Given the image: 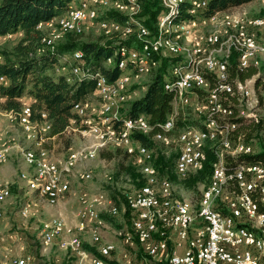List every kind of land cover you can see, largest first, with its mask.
<instances>
[{
  "label": "rangeland",
  "instance_id": "374dc122",
  "mask_svg": "<svg viewBox=\"0 0 264 264\" xmlns=\"http://www.w3.org/2000/svg\"><path fill=\"white\" fill-rule=\"evenodd\" d=\"M72 1H74L72 4L78 5L82 0ZM142 1L143 0H140V7H136L137 9L132 8L127 0H99L98 2L100 4L98 2L95 4L100 19H109L110 17H107L106 14L110 10H117L125 14L128 19L127 23H133V25H135V29L132 30L131 33L127 31L126 27L129 24H124L119 20L117 21L124 27L119 31H110L112 35H108L104 32V29L100 25V21H97V19L94 21H82L79 31L64 30L57 20L60 15L56 16L57 18L54 17L49 21L42 22L41 28L46 32V36L51 37L53 41L52 45L49 46L46 51H54L55 47L65 40L67 35L71 32L78 34L77 37L81 40H98L100 42L118 38L125 39L127 36L137 35V31H140V27L138 26L141 24H137L136 21L142 22L138 16L142 7ZM163 7L164 10L169 9V11H171L173 9L169 6H167V8L165 5H163ZM216 11L221 12L216 13L217 18H209L204 21L203 36L201 37H199L197 22L198 16L201 15V9L196 12H191L190 10L191 16L189 19L187 18L184 20L186 24L184 30L175 31L171 29L168 32H164L163 30V44L160 48V65L151 69L148 73H141L136 66L127 68V79L124 82L125 101L120 103V109L122 111L126 109L128 102L144 92L154 70H160L162 67L163 69H167L166 72L163 70V73H165L167 79H170L172 77L173 66L171 63L178 60L187 61L195 57L198 59V57H205V55L209 53L211 54V59H215L218 64L222 66L224 50H214V48L219 47V44H214L210 41L212 36H217L221 41L232 33H250L255 35L259 43L264 47V30L259 31L256 28H250V31H246L245 25L241 24V21H246L248 25H251L250 21L255 18L264 19V0H249L239 5ZM179 14H176V16ZM165 15L166 13L164 11L158 17L157 21ZM156 27L157 32L156 30L153 31L154 36L155 34H159L158 22ZM147 29L152 31L148 27ZM21 36L22 32L0 35V48H11ZM116 36L118 38H116ZM123 47L125 46L117 48L116 55H118L120 49ZM141 47H126L129 48L128 58L131 60L136 59L139 54L137 50H141ZM166 51H168V54L164 60L167 58L174 59L169 64L168 68L166 65L163 66L161 55V52ZM71 55H63L54 69L52 66L48 71L52 74H65L73 79L77 76H81L82 69L78 68V63L73 61ZM107 63H109V60ZM250 63L254 64L259 69L258 74L250 79L255 81L254 100L248 97V99H245L240 104L243 106L241 108V116L238 117V120L244 117H248L249 120L254 118L257 119L255 115L264 114V99L261 96V89L264 85V50L259 51L256 56L250 60ZM63 68H65V70H62ZM257 84L259 86V96L257 92H255V86L257 88ZM199 88L203 89L205 93L194 90L193 95L195 97H192L191 101L186 95L177 106V121L180 118L181 111H183V115H186L187 110L190 112L189 125L184 126L180 131L175 128V131L171 133L172 137L169 143H164L162 141L158 142L152 135L153 144L148 145L150 152L148 156L144 157L139 155L137 143L138 153H132L130 151V140H127L128 135L116 139L114 136H108L104 133L100 135L90 130H79L82 128L83 123L85 124L84 119L83 123L80 120L78 122L72 121V124L60 135L54 134L51 136L49 134L50 128L49 130L46 129L39 132L38 127V129L34 131L35 137L42 139L43 148L48 150L50 157L62 165L64 171H66V178L70 182L69 191L55 202L50 201L38 191L28 188V181L31 177L29 174L32 172L29 167L33 166H30L23 159V152L26 149H35L36 145L33 139L28 138L25 132L22 123L24 119L23 115L14 114L15 111L7 110L0 106V150L7 153L8 162H6V165L9 166V171L6 175L8 180L3 181L5 184H1L8 186L11 191V195L8 197L9 199L7 198L8 200L5 199L0 202V211L3 213L0 219V226L4 221L7 224L4 232L0 230V264H15L16 261L21 260L17 259V257L29 258L28 262L24 259L25 263L27 262L26 264H33L34 259V264H74L73 261L76 257L72 254L73 252L78 253L77 256L79 258H77L76 264H87L81 253H79V250L74 246L71 247L69 242L74 237H79L82 240L80 247L86 250L89 247H86L85 244L88 246H93V243L96 244L92 237L93 231H98L100 235V242L96 244L98 246V252L102 244L114 243L115 249L113 253H115L114 255L116 258L119 256L120 261L124 259H122L121 255L123 254L124 257L126 253V255L129 254L130 256V264H158L159 261L167 262L166 258L156 259L144 252L136 238H134L135 242L132 245L124 242V229L129 228V230H131L133 224V219L130 220L129 217V197L135 195L145 187H150L153 183L158 195H162L164 188L159 186L158 181L159 178H165L168 181L167 191L171 193L175 203L187 201L194 206L196 211L198 210L203 192L212 183V176L216 169V167H214L212 175L208 172L194 174L203 167L208 149L206 148L204 159L200 165L195 168V170H193L194 168L191 169L186 175H180L175 164L179 156L178 147L181 146L180 135L184 128L192 126L204 127L207 122V116H209L208 106L210 99L206 97L208 89L205 84ZM250 97H252V95ZM2 100L3 99L0 98V102H2ZM22 100L23 109L21 111L31 107L30 101H32L33 98L30 94L26 93ZM84 103H88L89 105L84 113L88 115L91 119L90 121L98 124V126L100 125L99 127L102 128L103 131L107 130V125L100 122L102 118L108 115L102 112V106L100 107L101 100L98 94L95 91L94 93H90L89 98L84 101ZM251 110L252 114L248 113V111ZM117 119L118 118H112L109 126L115 127ZM38 122L41 123L42 121L39 120ZM260 124L261 129L259 134H255V132L252 131L250 137L246 136V132L252 127L251 124L244 126L246 131L245 137L252 139L251 142H248L250 145L244 143L247 147L239 149L238 155L240 153H256L260 149V146L264 144V126L262 123ZM40 126H43V124H40ZM86 126L90 127L91 124L86 123ZM235 136L237 138L240 137L239 134ZM210 142L206 147L212 149L216 155L215 166H217L219 161L223 160V158L225 160V155L230 154V152L224 148H219L218 140H216L217 143L215 141ZM236 145L234 144V146ZM216 147L218 148L217 150ZM101 148H104L102 152L99 151ZM116 148H122L130 157L126 156L122 150H116ZM235 149L234 147L228 150ZM92 154H94V156H92ZM157 156H163L166 161V166H170L171 161H173L172 168L166 169L168 173L161 172L158 167L155 166L156 164L154 165V160ZM146 166H153L157 169L159 173L157 182H152L144 172V167ZM34 168L35 167H33V169ZM140 180H142L141 183ZM1 181L2 180H0V182ZM231 185L236 187L231 183L228 185V189L232 187ZM218 206L220 209L226 207L225 203L222 201L218 202ZM25 207H28L27 215L22 213ZM113 207H116L118 210L114 212L112 210ZM90 209L95 211L96 216L91 217L88 214ZM131 214V217L135 216L132 211ZM222 214H224V209L222 210ZM55 218L62 219L65 226L63 230H61L60 235L54 238L52 243L46 245L43 233ZM83 218H87L86 226ZM194 225H197V223H193L191 226ZM82 226L83 228L81 229ZM162 227V224L158 223L157 232L166 229V227ZM82 231H86V233L81 234ZM162 235L166 237L170 248L175 247L174 241L176 236L171 230H164ZM155 236L158 237V233H155ZM86 238H88V240ZM92 256L98 257L96 255ZM261 257L262 261H264V251ZM120 261L115 262L126 264ZM124 261L126 262L125 259Z\"/></svg>",
  "mask_w": 264,
  "mask_h": 264
},
{
  "label": "bare ground",
  "instance_id": "6f19581e",
  "mask_svg": "<svg viewBox=\"0 0 264 264\" xmlns=\"http://www.w3.org/2000/svg\"><path fill=\"white\" fill-rule=\"evenodd\" d=\"M98 1L99 0H82L78 5L72 4L68 7V9L65 12H63L58 17V19L59 18L62 19L59 20L57 19V20L62 26V28L68 31H79L81 29L82 21H86V20L94 21L96 19L97 21H100L101 27L104 29V32H106L108 35H112L110 33V31L112 30L119 31L120 29H122V27L124 26L114 18L100 19L98 17L99 14L95 6V4ZM183 1L185 0H163L164 5L166 7L169 6L170 8L173 9L171 11L167 9V11H165L166 15L159 18L158 21L159 34L154 36V32H153V37L151 36L152 34L139 35V37L143 38L146 41V43L143 52L139 53L136 59L131 60L128 58V49L126 47L120 49V52L124 57L119 62V68L121 69V73L115 82L109 83L100 72H96L92 74V77L96 79L95 92L100 97L101 100L100 107L102 106V112L105 115H108L107 117H104L100 120V122H103L104 124L107 125V130L103 131L102 128L99 127L100 125L98 126V124L91 122L90 121L91 119L88 117V115L84 113L87 107L89 106L88 103H80L75 106V110L80 115L86 116L87 118L85 122L91 124L90 127H94V129H86V130L97 132L100 135L104 133L107 134L108 136L109 135L114 136L116 139L121 138V136H127L130 134L129 119L123 121L121 130L119 132L116 131L115 128L109 126V123L112 121V118H120V116H123V115H119V116L111 117L110 115L113 114V111L115 109L114 98L118 97L121 94L122 88L124 89L125 87L124 82L127 79L126 71L128 70L127 61L131 60L134 64V67L136 66V68L141 73H148L151 69L157 67L160 64V59H156V57H154L152 54L154 53L160 54V48L163 44L162 43L163 30L164 32H168L171 29L178 31V30H184L186 28V24L184 20L173 21V17H176V14L180 13L179 3ZM127 2L132 8L140 7L139 0H127ZM192 5L194 7H192L191 12H196L200 10L201 7H204V0H194L192 2ZM209 18H217V14L216 17H208L207 20ZM259 21L263 23V28H264L263 18H255L250 21V24L259 25ZM136 23L141 24L140 26H138L140 27L139 28L140 31H149L142 22L136 21ZM126 27H127V31L130 33L132 30L135 29V27H133L132 25H127ZM210 41L213 42L214 44L217 43L219 44V47L214 48L215 51L224 50V54L222 57V66L218 64V62L215 59L214 61L211 59L210 53L205 55V57L204 56L198 57V59L197 57H195L196 59L193 58L187 61L178 60L171 63L173 65L172 77L170 79H166L164 84V89L169 92H172L174 88L173 100H172V105L174 106V112L172 113V115H170V117H168V127H163L158 125L160 127V130L153 133L154 128H156L154 125L144 124V119L135 118L134 128H136V132H141L144 134L153 133V136L156 141L169 143V140L172 137L171 133L175 131L176 120L178 116L177 106L186 97V91H194L196 88L201 87L203 84L206 85L209 91V83L208 80L205 78V72H210L217 75L216 72H218L220 69H222L224 65L227 64L229 57L234 50L240 53V60L242 62L250 53H254L264 49V47H262V45L259 43L257 37L250 33L249 34L232 33L226 39L221 41L217 36H212V38H210ZM52 42H53L52 38L45 35V37L43 38V42H42L43 46L41 48V51L48 49V47L52 45ZM167 54L163 56V66H164V58L166 57ZM82 55L83 54L81 51H76L73 53V55H71V58L75 60H81L83 57ZM244 56L246 57L244 58ZM108 60L109 63H111L113 61V58L110 57L108 58ZM211 61H213V64L210 65ZM187 67H189V69H186L182 75V69ZM62 70H65V68H63ZM199 78H205L206 80H204L203 84L195 83V81H199ZM68 80L71 81L73 80V78L68 76ZM230 83H231V73H230ZM254 83L255 81H253V93H254ZM231 86L228 84H222L220 91H228V92L232 91ZM239 88L240 90L242 89V84L239 85ZM241 93L243 100H245L252 95V90H245V93L244 92ZM261 94H264V86L261 91ZM262 96L264 99V95ZM208 98L210 99V103L208 106L209 116L207 117L211 118L213 114H215L218 111H221V105L216 90L215 92L212 93L213 105H211L210 95L207 97V99ZM124 101H125V93L123 96V101H120V103ZM241 108L242 106H240L239 114L241 113ZM26 110L21 111L18 114H20L21 116L23 115L24 119L22 123L24 125L25 132L27 133L28 138H32L36 145L35 149L32 148L26 149L23 152V159L26 161V163H28L30 166L35 167L34 173L29 178L28 187L29 189L38 191L43 196H46L50 201L55 202L69 191L70 182L66 178V173H65L66 171H64L62 165H60L52 157H50L48 150L43 148L41 141L42 139L35 137L34 131L38 129V127H39L38 129L39 132L46 129L49 130L48 123L45 121H42L40 123L38 121L31 120L30 118L31 112L29 109L27 111ZM43 117H46V111L45 113H43ZM225 117H227V115L224 116V123H225ZM259 122L264 123V121H259ZM40 124L41 125L43 124V126H40ZM233 128H235L234 124L232 125V129ZM86 130H81V131H86ZM117 135H119V137ZM180 140H181V146H182V142H186V149L185 151L182 152V154L179 153L177 162L175 164L176 169L180 175H186L189 173L191 169L194 168L193 170H195V168H197L200 165L205 155L206 146L210 141L216 142V140H218L219 141L218 147L224 148L226 150L237 147V151H238L239 149H244L247 147L244 143H240L237 146H234V143L232 142V139L230 137L229 128L219 127L216 121L213 120H207L204 127L192 126V127L184 128V130L180 135ZM217 149L218 148L216 147V150ZM138 151H139V155L141 157H144L149 155L150 149L142 144H138ZM240 154H246V153H240ZM240 154L232 155V157L240 156ZM92 156H94V154H92ZM7 161H8L7 153L4 151H0V166L6 163ZM186 162L188 163V166L185 165ZM253 162H259V161H253ZM253 162H245L242 164L253 163ZM222 165H225L224 158L223 160H220L219 163L217 164L214 174L212 176V183L204 190L197 211L209 209V213H214L216 217H224V214H222V212L218 210L219 207L218 202L222 201L223 203H225V206L228 204V196H225V192L226 189H228L227 184L229 179L234 178L237 183V187H243V179L240 178L242 177V169H236L235 173L232 175L229 174L221 175L220 172L222 171ZM229 168H236V167H229ZM144 172L147 174V176L150 178L152 182L153 181L157 182V179L159 178V173L155 167L146 166L144 167ZM256 176L264 177V167L255 168V165H247L246 177H249V183H256ZM53 180H57L56 189L63 190L61 195L59 193L51 192V190L47 187V186H53ZM153 184L150 187L148 186L143 188L142 190L138 191L135 195L129 197V208L134 214L137 213V206L139 205V203H147L145 207V211L143 213H139V219L131 218L133 219V224L130 232L133 238L143 239L145 237V228L139 225V221L142 223V225H147V227H149V233H156L158 231L159 222H161L163 227H166L167 224H170V215H161L160 217L159 211L172 210L174 208L175 211H180V215L183 216H191L193 213L196 212L194 206L187 201L178 202V203H175L173 201L171 193L167 191V186H168L167 179L159 178L158 184L160 187L164 188V192L160 196L158 195L157 190L155 189V186ZM10 195H11L10 188L0 183V202L5 198H8ZM254 209H255V198H254ZM112 210L116 212L118 209L116 207H113ZM88 214L91 217L96 216V213L93 209L92 210L90 209V211H88ZM2 216L3 213L0 211V219L2 218ZM259 219L262 220V224H264V215H261L260 211H259ZM64 226L65 224L62 219L59 218L53 219L43 233L44 240L47 243L52 242L54 236L57 233H59L61 230H63ZM228 226H235V232H241L240 244H247L250 241L251 230L245 229L244 224H236V218H228ZM92 236L94 237V239H97L99 238L100 235L98 231H93ZM124 240L126 242L125 236H124ZM69 244L76 247L77 250H80L82 240L79 237H74L69 242ZM256 248L257 250H259L256 253V264H261V260H262L261 254L264 251V233H261L257 237ZM114 249H115V244L109 243V244L101 245L99 251L102 256H105V255H109V251H113ZM81 254H83V249ZM24 263H25L24 259L15 262V264H24ZM91 264H105V261L101 258H94Z\"/></svg>",
  "mask_w": 264,
  "mask_h": 264
},
{
  "label": "trees",
  "instance_id": "16d2710c",
  "mask_svg": "<svg viewBox=\"0 0 264 264\" xmlns=\"http://www.w3.org/2000/svg\"><path fill=\"white\" fill-rule=\"evenodd\" d=\"M193 1L194 0H185L179 3L180 14L173 17V21H179V19H189L191 16L190 10L193 7ZM247 1L249 0H208L205 13L206 15H213L220 12H216V10L226 9ZM72 2L74 1L0 0V35L22 32V36L14 46L11 48H0V98L3 99L2 102H0V106L7 110H13L18 114L23 109V96L26 93L30 94L33 98V100L30 101L31 107L28 108L31 112L30 118L33 121L40 120L47 123L49 122V134L51 136L54 134L60 135L64 133L67 127L72 124V121L78 122L80 120L83 123V121L86 120L87 117L80 115L75 110V106L80 103H84V101L89 98V94L92 92L94 93L96 88V79L92 77V74L100 72L109 83H113L118 79L121 73L119 62L124 57L120 51L118 55H116L118 47L134 46L140 48L142 45L141 50H137L139 53H142L146 43L143 38L138 39L136 37L137 35L127 36L125 39H120L116 36V38L120 39L118 42H116L118 39L100 42L98 40H81L77 37L78 34L71 32L67 35L65 40L55 47L54 51H46L48 49L41 51L43 38L46 35V32H44L41 28V23L49 21L54 17L57 18L56 16L61 15L64 11H66ZM163 5L164 2L162 4V0L142 1V7L138 16L146 28L148 27L150 30H156L157 32L156 24L158 22V17L164 11H167V9L164 10ZM106 16L115 18L124 24H129L133 27L135 26L133 23H127L128 19L125 14H122L120 11L110 10L107 12ZM76 51H81L83 54L82 59L79 61L72 58L73 61L78 63V68L82 69L81 76H77L73 80L69 81L68 76L65 74H57L56 72V74H52L48 71L52 66L54 69L63 55H73ZM152 55L156 57V59H160V54L154 53ZM110 57L113 58V61L109 64L107 61ZM172 60L174 59H165L164 65L168 68ZM127 66L134 67V64L131 60H128ZM234 66L237 68H234ZM160 70H154L144 92L140 96L128 102L126 109L123 111V116H120V118H118L115 122L116 128H113H115L116 131L119 132L121 130L120 128L123 121L129 119L128 117H138L140 114H143L147 115L149 121L153 123L164 120L169 113L174 112V106L171 103V92L164 89V84L167 79L166 75L163 71L160 72ZM225 71H231L232 86L230 83H218L216 74L205 72V78L209 83V91H207L206 97L210 95V90H216L221 110L227 113V117H225V124L226 127L229 128L232 142L235 145L240 143L250 145L248 140H251L252 138L245 137L246 131L244 126L251 124L252 127H250V129H248L249 131L246 132V136L250 137V135H252V131H254L255 134H259L261 129L260 123H262L263 126L264 123L259 122L254 117L252 120H249L248 117L240 118L238 120V116H236L238 113V105L244 101L239 85L242 84V80H250L256 76L259 69L252 63L247 65L243 64L240 60V53L234 50L225 65ZM240 77H242V80H240ZM222 84L230 85L232 91H220ZM196 90H199L200 93H205V91L201 88H196L195 91ZM258 91L259 86L257 84L256 92L259 96ZM42 108L46 111V117H43V113L45 112L42 111ZM220 113L221 111H218L213 115H219ZM213 115L211 118L207 117V120L216 121L219 127L223 128L222 120H216ZM239 116H241V113ZM189 119L190 112L186 110V115H183V111H181L179 120H176V130L180 131L184 126L189 125ZM238 121L243 123L239 126ZM233 124L235 125V128L232 129ZM84 126L85 124L83 123L82 127ZM154 126L156 128H154L153 133L160 130L158 125ZM153 133L144 134L136 132L133 133V136L136 138L137 144H142L148 147V145L153 144ZM238 134L240 135L239 138L235 136ZM206 148L208 150L206 152L205 149L206 156L204 155L205 160L203 167L194 174L208 172L212 175L214 167H216V155L212 149H209L208 147ZM102 150H104V148H101L99 151L102 152ZM116 150H122L126 156H129V154L122 148H116ZM252 153L240 154V156L237 157H232L231 155V164L263 161L264 144L260 146V149L256 153ZM229 163L230 154H226L225 165H229ZM154 165L157 166L161 172L168 173L166 169L170 167L172 168L173 161H171L170 166H166V161L163 156H157L154 160ZM236 169L237 168H229V175L234 174ZM141 182L142 180H140V183ZM231 183L237 187L235 179L230 178L227 188ZM255 209L259 210L261 215H264V205L261 198H255ZM128 210L130 212L129 217L131 220L132 214L129 207ZM218 210L222 212L220 207H218ZM158 237H160V235H158ZM85 246L92 249L94 254L99 258L103 257L111 264H119L115 262L116 260L113 258L102 256L94 246H88L86 244ZM162 263L167 264L165 261L158 262V264Z\"/></svg>",
  "mask_w": 264,
  "mask_h": 264
},
{
  "label": "built area",
  "instance_id": "2783aa9c",
  "mask_svg": "<svg viewBox=\"0 0 264 264\" xmlns=\"http://www.w3.org/2000/svg\"><path fill=\"white\" fill-rule=\"evenodd\" d=\"M207 1L208 0H204V7H201V15L198 16L197 20L199 37L203 36L204 21L208 17H216V13L214 15H206L205 8ZM241 24L245 25V30L247 31H249V28H257L259 31L264 30L263 23L260 21L259 25H248L246 21H241ZM142 34L153 35V31H137L136 37L139 39V35ZM118 41L119 39L116 42ZM167 53L168 51L161 52L162 59ZM245 57L246 56H244V58ZM213 61H211L210 65L213 64ZM234 68L237 67L234 66ZM186 69H189V67L182 69V75ZM163 70L166 69L162 67L160 72ZM230 72L231 71H225V65L216 72L218 83H230ZM204 80L206 79L199 78V81H195V83L203 84ZM240 80H242V77H240ZM245 90H252V97H249V99H254L253 80H242V89L240 92L245 93ZM173 92L174 88L171 92V103ZM213 92H215V90H210L211 105H213ZM186 95L190 97V101L192 96H194L193 91H186ZM123 96L124 89L122 88L121 94L114 98L115 111L110 116L123 115V111L120 109V101H123ZM240 106L243 105H238V113L240 112ZM42 111L45 112V109L42 108ZM238 113L236 116H238ZM248 113H252V110L248 111ZM170 115H172V113H169L164 120L153 123L149 121L147 115L143 114H140L138 117H128L130 134L127 140H130V151L138 153L135 137L133 136V133H136V128H134L135 118L144 119V124L168 127V117H170ZM225 115H227L226 112L222 110L219 115H213L214 118L222 120L223 128L226 127L224 123ZM255 117L258 121H264V115H255ZM238 123L240 126L243 122L238 121ZM86 129H94V127H87L85 122V126L79 130ZM117 136L119 137V135ZM248 142H251V140H248ZM185 149L186 142H182V146L178 147V153L182 154ZM227 151L230 152V163L229 165H222V171L220 173L221 175L229 174V167L242 169V177L240 178L243 179V187H230V189H226L225 196H228V204L223 208L224 217H216L214 213H209V209L196 211L191 216L180 215V211H175L174 208L172 210L159 211L160 217L161 215H170V224H167L166 229L171 230L175 234V247L170 248L166 237L162 235L164 230L158 233L160 237H157L155 233H149V227H147V225H142L139 221V225L145 228V237L136 240H138L144 252L156 259L166 258L167 264H256V253L259 251L256 248V241L257 237L261 233H264V224H262V220L259 219V210L254 209V198H261L264 205V177L256 176V183H249V177H246V169L247 165H255V168L264 167V160L247 164H231V155L238 154L237 147L235 150ZM185 165L188 166V163L186 162ZM56 182L57 180H53V186L47 187L51 192L61 195L63 190L56 189ZM146 204L147 203H139L135 217L131 218L139 219V213L145 211ZM228 218H236V224H244L245 229L251 230V239L247 244H240L241 232H235V226H228ZM86 219L87 218H83V220H85V226ZM193 223H197V225L191 226ZM124 236L126 243L133 244L135 242L129 228L124 229ZM183 242H185L183 250L178 251L177 247L181 246ZM111 252L112 251H109V255L105 256L110 257ZM79 253H82L81 247ZM124 258L126 263L130 264L129 254L126 255L125 253ZM105 264L111 263L105 260Z\"/></svg>",
  "mask_w": 264,
  "mask_h": 264
},
{
  "label": "crops",
  "instance_id": "0c3cea01",
  "mask_svg": "<svg viewBox=\"0 0 264 264\" xmlns=\"http://www.w3.org/2000/svg\"><path fill=\"white\" fill-rule=\"evenodd\" d=\"M42 26V25H41ZM264 50V49H263ZM260 51H262V50H260ZM259 51H257V52H254V53H250L243 61H242V63L243 64H245V65H247V64H249L250 63V60L252 59V58H254L255 56H256V54L258 53ZM256 89V88H255ZM26 110V109H25ZM27 110H28V108H27ZM26 110V111H27ZM0 151H3V150H0ZM5 152V151H4ZM8 162V161H7ZM5 164V165H4ZM3 165H1L0 166V180H2L0 183H4L5 184V182H3V181H5V180H8V178H7V172L9 171V166H7L6 164L7 163H4ZM29 169H30V171H32L30 174H29V176H32V174L34 173V170L35 169H33V167H29ZM26 183V182H25ZM6 186V185H5ZM29 188V187H28ZM65 195V194H64ZM63 195V196H64ZM62 196V197H63ZM62 197H60V198H62ZM59 198V199H60ZM5 199H7V198H5ZM4 199V200H5ZM9 199V198H8ZM7 199V200H8ZM4 200H2V201H4ZM6 200V201H7ZM5 201V202H6ZM27 210H28V207H25V209H23L22 210V213L24 214V215H27ZM223 210V209H222ZM5 222V221H4ZM2 223L1 224V226H0V230L1 231H5V229H6V222L5 223ZM160 224H161V222H159ZM105 224V223H104ZM83 228V226L81 227V229ZM163 228V227H162ZM159 230H160V228H159ZM165 230V229H164ZM160 232H162V230L160 231ZM160 232H156V233H160ZM60 233H61V231L59 232V233H57L55 236H54V238H57L59 235H60ZM82 233H86V231H82L81 232V234ZM88 233H89V231H88ZM93 233V232H92ZM65 234H67V233H65ZM90 234V233H89ZM93 237V236H92ZM53 238V239H54ZM89 238H90V236H89ZM5 239V238H4ZM87 240H88V238H86ZM6 240V239H5ZM93 240H94V242L97 244L98 242H100V236H99V238H97V239H94V237H93ZM44 242H45V244L46 245H48V244H50V243H52V242H50V243H47L45 240H44ZM124 242H125V240H124ZM175 242V241H174ZM93 243V242H92ZM126 243V242H125ZM96 244H94L93 243V246L96 248V250L98 251V246L96 245ZM106 244H109V243H106ZM103 245V244H102ZM71 247H73L72 245H70ZM185 246V242H183L182 243V245L181 246H179V247H177V249H178V251H182L183 250V247ZM75 249V248H74ZM86 249V248H85ZM89 249V248H88ZM86 249V250H83V254H81L82 255V257L86 260V262H87V264H91V262H92V260L94 259V258H99V257H94V256H92V255H95L94 254V251L92 250V249ZM99 249H100V247H99ZM79 252H80V250H79ZM100 252V251H99ZM115 252V251H114ZM77 252H73L72 254L73 255H75V260L73 261L74 262V264H76L75 262H77V258H79L77 255H78V253L76 254ZM90 254H92V255H90ZM115 253H113V251H112V254L110 255V258H113V259H115L116 261H120L119 259V256H117V258L115 257V255H114ZM121 257H122V259L124 258L123 257V254L121 255ZM14 259V258H13ZM16 259V258H15ZM17 259H26L27 260V262H28V260H29V258H20V257H17ZM102 259V258H101ZM104 259V258H103ZM125 259V258H124ZM124 259L123 260H121V261H123V263H126L125 261H124ZM35 261V259L33 260V264L35 263L34 262ZM104 261H105V259H104ZM120 261V262H121ZM15 262V261H14ZM26 262V263H27ZM72 262V263H73ZM25 263V264H26ZM127 264V263H126ZM261 264H264V261H262L261 260Z\"/></svg>",
  "mask_w": 264,
  "mask_h": 264
}]
</instances>
